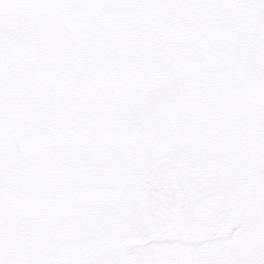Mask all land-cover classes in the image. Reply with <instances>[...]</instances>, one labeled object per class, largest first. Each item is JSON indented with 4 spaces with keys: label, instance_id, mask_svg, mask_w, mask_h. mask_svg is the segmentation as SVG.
<instances>
[{
    "label": "rangeland",
    "instance_id": "rangeland-1",
    "mask_svg": "<svg viewBox=\"0 0 264 264\" xmlns=\"http://www.w3.org/2000/svg\"><path fill=\"white\" fill-rule=\"evenodd\" d=\"M14 7L32 23L38 61L32 87L16 88L9 100L0 88V128L25 137L30 124L35 133L30 152L24 143L10 148L19 154L0 178V208L22 214L16 233L25 232L29 208L42 215L32 230L47 242L49 264H219L220 256L223 264H264L256 244L263 238L252 234L259 215L201 246L144 245L150 236L135 184L156 158L121 139L130 119L171 88L206 84L207 66L211 82L254 87L263 121L264 0H15ZM159 53L166 65L148 59ZM254 172L242 190L259 204L249 208L264 214V167Z\"/></svg>",
    "mask_w": 264,
    "mask_h": 264
},
{
    "label": "flooded vegetation",
    "instance_id": "flooded-vegetation-1",
    "mask_svg": "<svg viewBox=\"0 0 264 264\" xmlns=\"http://www.w3.org/2000/svg\"><path fill=\"white\" fill-rule=\"evenodd\" d=\"M14 1L0 0V88L5 91L3 98L6 100L11 98L16 88H28L35 84L33 67L35 62L38 64L37 60L34 61L33 52L37 48L32 42V23L30 19L17 15ZM208 68L206 84L187 82L183 90L180 88L182 107L178 115L183 114L184 118L180 119V123L174 120L176 115L167 130L174 142L173 148L160 157L153 156L156 161L171 158L185 164L223 194L233 205L224 218L227 234L232 232L231 226L236 227L244 218L250 221L251 217L259 215L257 220L254 219L259 226L253 229L252 234L263 238L256 244L264 250V219L260 216L264 214L258 212L262 209L249 208L259 204L254 194L242 190V184L254 182L255 168L264 167V120L256 119L257 107L262 105L263 97L260 94L255 97L254 87L252 89L251 86L248 92H241L237 84L211 82ZM179 125H183L185 132ZM24 131L25 137L11 129L0 128V178L7 175L11 161L19 154V148L10 153L15 143H24L27 152H30L33 145L31 138L35 133L30 124L25 126ZM195 135L201 137L199 146L194 144ZM35 140L38 141L37 138ZM26 204L30 206L29 199ZM35 212L29 208L23 215L29 224L23 227L25 232L22 234L14 230L15 222L22 214L16 216L17 213L12 210L0 208V264H49L47 242L38 237L37 230H32L38 223L41 227L44 222L42 215L33 218ZM242 236L248 237V234ZM39 242L40 251L34 254L33 250L39 248ZM159 243L170 242L149 241L144 245ZM240 243L245 247L249 241L242 240ZM222 260L220 256L219 264H223Z\"/></svg>",
    "mask_w": 264,
    "mask_h": 264
},
{
    "label": "water",
    "instance_id": "water-1",
    "mask_svg": "<svg viewBox=\"0 0 264 264\" xmlns=\"http://www.w3.org/2000/svg\"><path fill=\"white\" fill-rule=\"evenodd\" d=\"M152 59L167 64L164 54ZM179 95L180 90L173 88L165 98L138 112L121 133L125 146L139 148L144 154L172 150L173 141L165 128L181 110ZM135 189L152 242L199 245L226 233L224 218L233 205L211 183L175 159L157 161L139 178Z\"/></svg>",
    "mask_w": 264,
    "mask_h": 264
}]
</instances>
